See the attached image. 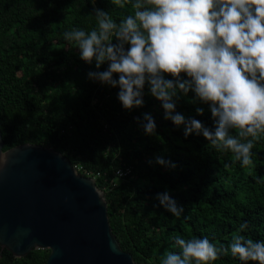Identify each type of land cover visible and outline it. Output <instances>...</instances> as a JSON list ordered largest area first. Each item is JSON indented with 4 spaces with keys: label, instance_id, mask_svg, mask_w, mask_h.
<instances>
[{
    "label": "trees",
    "instance_id": "1",
    "mask_svg": "<svg viewBox=\"0 0 264 264\" xmlns=\"http://www.w3.org/2000/svg\"><path fill=\"white\" fill-rule=\"evenodd\" d=\"M93 7L117 23L133 12L130 4L121 8L112 0H96L94 6L91 0H0L3 151L25 143L52 148L80 174L94 176L112 232L138 264H161L166 252H179L177 237H206L229 249L211 264H242L230 252L233 237L264 241V135L254 141L253 166H242L231 151H217L202 135L185 137L183 125L164 119L147 85L143 107L123 109L119 88L89 79L87 73L97 71L94 62H83L75 42L64 38L73 28L96 27ZM106 68L105 63L99 71ZM193 97L191 91L179 96L176 111L212 128L208 105L193 103ZM144 113L154 118L155 135L137 123ZM156 157L176 167L159 165ZM118 170L126 175L117 177ZM165 191L184 207L180 217L156 199ZM49 253L32 250L15 258L0 248V264H44Z\"/></svg>",
    "mask_w": 264,
    "mask_h": 264
},
{
    "label": "clouds",
    "instance_id": "2",
    "mask_svg": "<svg viewBox=\"0 0 264 264\" xmlns=\"http://www.w3.org/2000/svg\"><path fill=\"white\" fill-rule=\"evenodd\" d=\"M112 3L121 8L130 4L133 12L117 23L107 11L93 7L96 27L64 33L65 40L77 45L83 62H94L97 71H89L88 78L118 87L117 99L125 110L143 107L147 85L164 119L183 125L185 137L202 135L217 151H231L242 166H253L254 141L264 135V0ZM105 63L107 68L99 71ZM190 91L193 103L208 105L212 128L176 111L179 96ZM196 113L203 115L204 108L197 107ZM136 120L146 135L156 134L150 113L143 114L142 122ZM156 163L176 167L163 157H156ZM156 199L167 212L182 215L184 207L167 191ZM247 228V221L240 224L242 232ZM175 244L180 251L166 252L161 264H211L229 251L206 237H177ZM230 252L242 264H264V241L237 235Z\"/></svg>",
    "mask_w": 264,
    "mask_h": 264
},
{
    "label": "water",
    "instance_id": "3",
    "mask_svg": "<svg viewBox=\"0 0 264 264\" xmlns=\"http://www.w3.org/2000/svg\"><path fill=\"white\" fill-rule=\"evenodd\" d=\"M0 132V248L15 258L49 250L44 264H138L121 250L94 179L52 148L3 151Z\"/></svg>",
    "mask_w": 264,
    "mask_h": 264
},
{
    "label": "built area",
    "instance_id": "4",
    "mask_svg": "<svg viewBox=\"0 0 264 264\" xmlns=\"http://www.w3.org/2000/svg\"><path fill=\"white\" fill-rule=\"evenodd\" d=\"M85 173H86V176H87V177H91V178H93V179L95 180V177L92 176L90 173H88V172H85ZM115 175H116L117 177L121 178V177H123L124 175H126V173H124V172L121 171V170H118V171L115 172ZM97 176H98V174H97Z\"/></svg>",
    "mask_w": 264,
    "mask_h": 264
}]
</instances>
